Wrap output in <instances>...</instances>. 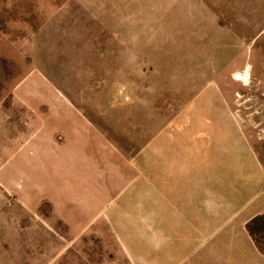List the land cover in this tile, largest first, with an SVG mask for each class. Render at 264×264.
Segmentation results:
<instances>
[{"label":"rangeland","instance_id":"obj_1","mask_svg":"<svg viewBox=\"0 0 264 264\" xmlns=\"http://www.w3.org/2000/svg\"><path fill=\"white\" fill-rule=\"evenodd\" d=\"M0 264H264V0H0Z\"/></svg>","mask_w":264,"mask_h":264}]
</instances>
